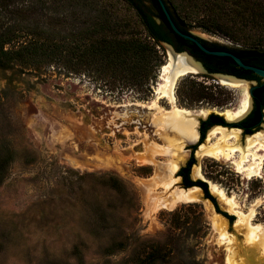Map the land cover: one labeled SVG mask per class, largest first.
Segmentation results:
<instances>
[{"label": "rangeland", "instance_id": "374dc122", "mask_svg": "<svg viewBox=\"0 0 264 264\" xmlns=\"http://www.w3.org/2000/svg\"><path fill=\"white\" fill-rule=\"evenodd\" d=\"M102 6L107 13L100 20L124 25L138 20L123 0H100L98 10ZM35 14L29 15L33 21L42 12ZM81 17L82 22L99 20ZM132 28L127 25L124 34L130 36ZM192 31L206 33L210 43L243 48L221 35ZM167 43L158 46L163 63L148 81L141 68L123 71L111 63L100 65L96 58L80 63L73 58L39 71L0 66V264H263V251L246 242L245 225L235 224L240 210L264 227V159L251 175V157L239 169L238 153L226 159L199 157L198 143L187 144L189 155L181 167L193 157L191 179L207 182L215 199L201 188L202 200L149 211L148 188H155L153 178L164 173L170 160L162 151L166 138L175 137L173 131L166 133L173 104L156 94L169 60ZM216 73L221 72L206 68L180 76L175 85L178 106L207 111L198 118L199 131L211 113L223 116L227 127H240L235 122L242 118L227 121L220 112L238 110L253 86L251 80L225 85ZM201 90L213 98L195 97ZM261 129L264 118L254 132ZM257 153L264 156V149ZM196 165L202 175L194 173ZM179 170L175 186L185 188ZM107 172L123 178L124 193L98 177ZM256 178L262 180L258 185L252 183ZM211 182L234 197L237 207L232 209ZM164 190L157 186L154 196ZM217 214L227 219L222 224L236 236L233 242L220 240L213 224Z\"/></svg>", "mask_w": 264, "mask_h": 264}, {"label": "trees", "instance_id": "16d2710c", "mask_svg": "<svg viewBox=\"0 0 264 264\" xmlns=\"http://www.w3.org/2000/svg\"><path fill=\"white\" fill-rule=\"evenodd\" d=\"M123 1L134 11L138 20H127L126 23L131 22L125 25L121 24L120 20H100L107 13L105 6L98 10L100 0H0V66H17L21 70L39 71L53 63L66 65V62L70 63L73 58L78 63L84 58H87L88 62L96 58L100 65L111 63L113 68L120 67L123 71L141 68L142 76L148 81L153 69L163 63L158 46L162 42H168L178 51L189 50L202 60L212 73L221 72L246 79H261L253 71L240 67L231 57L207 54L194 42L176 34L158 0ZM165 2L181 30L189 32L192 29H200L226 37L243 45V48L232 49L207 40L202 42L213 50H231L246 63L264 68V0ZM36 10H40L42 14L39 20L33 21L29 15L35 16ZM5 14L11 16L14 23L5 20ZM81 16L99 20L82 22ZM66 22L71 25L66 26ZM127 25L133 27L130 36L124 34L123 29ZM139 26L143 31L139 30ZM253 93L255 107L241 123L248 122L255 115V120L261 121V109L264 107L263 81L259 80V85ZM194 95L198 99L213 98V95L205 90ZM202 124L207 125L206 129L212 124L227 125L223 116L216 113H211L209 119L202 121ZM254 131L255 129L247 128L245 133ZM202 136L204 137V132ZM194 161L192 157L186 166L181 167L178 175L183 177L186 187L198 185L204 190L206 197L214 200L209 193L207 182L191 179L190 172ZM98 177L120 193H124L127 188L123 178L116 174L107 172ZM261 181L258 178L252 179V183L256 185Z\"/></svg>", "mask_w": 264, "mask_h": 264}, {"label": "bare ground", "instance_id": "6f19581e", "mask_svg": "<svg viewBox=\"0 0 264 264\" xmlns=\"http://www.w3.org/2000/svg\"><path fill=\"white\" fill-rule=\"evenodd\" d=\"M202 35L205 36L204 33H202ZM167 46L169 47V60L162 66V82H160L156 88V94L159 98H168L173 104L170 118L167 120L168 128H166V133L173 131L175 137L166 138L167 145L163 147L162 151L164 150L163 153L167 155L170 160L164 163V173L162 175L158 174L153 178L152 184L155 188H148L150 193L152 192V194H150L152 195V205L150 206L149 211L160 208H174L181 203L194 202L203 199L201 188L199 186H192L189 188L175 186V183L180 179L179 176L176 175V172L187 161L189 155V151H187L185 147L187 144L198 143V141H200V131L198 129L200 119L198 118L199 116H205L207 114L206 110L194 112L190 109L178 106L176 104L175 85L178 78H180V76L182 77L185 73H200L203 70L200 63L195 61L186 52L174 51L169 44H167ZM217 76L221 83L230 86H240L250 82L249 80L225 74ZM242 102L243 103L238 110L233 111L231 109H226L220 113L228 119L227 121L241 119L252 107V97L247 89L245 99ZM158 147V150H160L161 146ZM259 149H264V129L243 137L240 128L216 125L210 128L206 139L203 142L198 143L196 154L199 157L210 156L217 159H226L233 157L238 153L240 156L238 161L239 169L242 168L245 161L248 162L251 157L254 162L249 164L247 168L252 175L255 172L258 173L259 169L262 167L261 164L263 163L264 156L261 155L258 157L259 154L257 151ZM162 151L159 152L162 153ZM194 173L202 175L199 165L195 166ZM159 185H162L165 188L163 191L164 193L158 196L155 194L154 196V190ZM210 186L222 199L232 206V209L237 205L235 198L227 196L223 188H220V186L212 182ZM236 213L238 214V219L235 225H245L246 227V242L248 241L250 244L252 243L254 245L251 248L252 250L260 249L264 254V227L261 224H253L250 222V217L253 215L252 213L248 214L240 210H236ZM225 220L227 219L220 214H217L213 219V224L215 229L220 233V240L231 243L236 240V236L225 229V226L222 224ZM253 252L247 250L245 253L252 261L257 262ZM229 259L232 260V257L229 256ZM261 263L264 264V262Z\"/></svg>", "mask_w": 264, "mask_h": 264}, {"label": "water", "instance_id": "95a60500", "mask_svg": "<svg viewBox=\"0 0 264 264\" xmlns=\"http://www.w3.org/2000/svg\"><path fill=\"white\" fill-rule=\"evenodd\" d=\"M158 2L160 3V6L167 18V21L169 22L172 30L178 34L179 36L185 38V39H188L192 42H194L202 51H204L205 53L207 54H210V55H215V56H228V57H231L240 67L244 68V69H247V70H251L253 71L256 75H258L259 77L263 78L264 80V68L263 67H259V66H256V65H253V64H249V63H246L240 56H238L237 54H235L233 51L231 50H213V49H210L208 48L203 42L202 40H206L205 36L202 35L203 32L201 33H197L195 31H192L190 30L189 32H184L183 30H181L178 25L176 24L165 0H158ZM206 34V33H205ZM169 44L172 49L174 51H176L173 47L172 44L170 43H167ZM180 52H186L189 56H191L195 61L199 62L201 67H202V70L204 71L206 69L204 63L202 61H200L199 59H197L192 53H190L188 50H183V51H180ZM189 74V73H188ZM217 75H229V76H233V77H236V78H240V79H244V80H251V79H246V78H242V77H238L236 75H233V74H228V73H216ZM184 75H187L186 73ZM182 75V76H184ZM251 82H253V86L250 88L249 92H250V95L252 97V104H253V97H254V93H253V90L254 88H256L258 86V83L256 80H251ZM251 110V109H250ZM249 110V112H250ZM248 112V113H249ZM247 113V114H248ZM246 114V115H247ZM245 115V116H246ZM244 116V117H245ZM264 118V117H263ZM206 119V118H204ZM235 123H239V122H235ZM202 141L200 140L198 143H201ZM196 186V185H194ZM189 187H192V186H189ZM189 187H185V188H189ZM200 187V186H199ZM201 188V187H200Z\"/></svg>", "mask_w": 264, "mask_h": 264}, {"label": "flooded vegetation", "instance_id": "af4514ba", "mask_svg": "<svg viewBox=\"0 0 264 264\" xmlns=\"http://www.w3.org/2000/svg\"><path fill=\"white\" fill-rule=\"evenodd\" d=\"M230 48H232L233 49V47H230ZM189 51V50H188ZM190 52V51H189ZM191 53V52H190ZM195 56V55H194ZM196 57V56H195ZM197 59H198V57H196ZM200 60V59H199ZM200 61H202V60H200ZM203 62V61H202ZM204 63V62H203ZM261 78V77H260ZM251 80H256L257 81V83H258V85H259V80H261V81H263L264 82V80H263V78H261V79H251ZM255 89V88H254ZM255 104H256V102H255V98L253 97V104H252V107H251V110H250V112L244 117V119L253 111V109H254V107H255ZM261 112L263 113V115H262V118H261V121H259V122H257L255 119H256V116L257 115H255L253 118H251L248 122H245V123H241V121L242 120H244L243 118H242V120L239 122V123H237L238 125L237 126H240V127H233V128H242L243 130H244V133H245V130L247 129V128H252V129H255L256 127H258L259 126V124L262 122V120H263V117H264V107L261 109ZM209 119V117H207L206 119H202V121H206V120H208ZM202 121H201V128H200V132H199V134H200V140L201 141H203V139L205 138V136H206V134H207V131L210 129V128H212V127H214V126H216V125H222V126H228V125H223V124H212V125H209V127H208V129H206L205 127L207 126V125H203L202 124ZM225 121V120H224ZM241 129V130H242ZM259 131V130H258ZM203 132H204V137L202 136V134H203ZM257 132V131H256ZM255 133V132H254ZM254 133H245V135L243 134V137H245V136H247L248 134H254ZM199 142V141H198ZM197 143V142H196Z\"/></svg>", "mask_w": 264, "mask_h": 264}]
</instances>
